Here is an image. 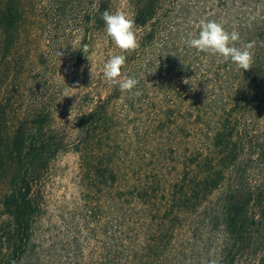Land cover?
Segmentation results:
<instances>
[{"label": "trees", "instance_id": "obj_1", "mask_svg": "<svg viewBox=\"0 0 264 264\" xmlns=\"http://www.w3.org/2000/svg\"><path fill=\"white\" fill-rule=\"evenodd\" d=\"M45 1L0 0V211L5 217L0 264H49L58 259L49 252L47 261L37 245L35 219L41 206L34 192L51 161L69 151L79 156L85 212L92 215L98 198L105 201L103 189L109 196L110 222L102 224L105 237L96 264H264V174L253 185L242 183L253 157L264 161V116L259 118L264 113V0H126L140 47L130 53L119 49L126 56L122 76L137 78L140 83L133 91L142 94L137 97L111 86L108 104L93 99L91 107L77 114L70 140L66 130L53 123L56 115L49 108L28 114L13 111L19 100L9 97V75H18L17 54L32 31L41 30L40 22L51 20L49 34L55 39L68 25L82 34L75 52L77 66L86 59L80 49L88 45L90 53L95 36L114 50V42L103 36L101 19L105 10L113 11L114 0H49L43 14ZM201 20L237 31V47L256 41L253 68L243 71L222 57L187 47L186 40L198 35ZM120 100L131 114L142 106L154 111L160 120L156 116L147 129L154 127L157 134L169 129L195 134L189 135L188 147L173 137L166 139L165 148L152 149L162 150L157 157L165 161L174 157L170 180L153 174L147 183L132 182L120 193L107 182L109 175L114 182L112 156L117 154L110 140V105ZM176 112L184 117L171 122ZM138 140L158 146L151 137ZM131 201L162 218L145 220L129 213L126 204ZM198 212L196 220L189 218ZM182 220L190 221L188 232L176 241L174 223ZM70 249L79 264V242Z\"/></svg>", "mask_w": 264, "mask_h": 264}, {"label": "rangeland", "instance_id": "obj_2", "mask_svg": "<svg viewBox=\"0 0 264 264\" xmlns=\"http://www.w3.org/2000/svg\"><path fill=\"white\" fill-rule=\"evenodd\" d=\"M46 3V4H45ZM49 0L45 1L41 6L43 14L48 11ZM112 12L122 11L126 14V0H114L112 4ZM70 12L74 15L76 9L73 6ZM127 15V14H126ZM74 17V16H73ZM50 21L40 22V31H32L31 40L23 44L21 50L17 54L21 63L15 73L10 76L8 81L9 97H15L19 100L13 103V111L28 114L30 110L41 108H49L52 110L56 118L54 124L56 127L64 128L65 135L68 140L72 138L74 130L72 128L73 120L77 114L83 109L91 107L93 99L98 104H108L107 99L110 94V85L103 75V65L112 56L119 55V48H107L100 40L96 38V46L85 54V60L80 65H76L75 52L77 42L82 38L80 32L74 31V27L68 25L65 32L56 36L49 34ZM76 24V22L74 23ZM103 36H107L103 32ZM137 36V34H136ZM53 42V44L50 42ZM55 41L59 44L54 45ZM68 42L69 45H66ZM59 52L63 53L61 56ZM89 60H88V58ZM22 65V66H21ZM13 69V67L11 66ZM140 68V65L136 66ZM14 72V71H13ZM12 81V82H11ZM7 86V85H6ZM21 89V93H15ZM154 97L153 95H148ZM13 100V99H12ZM146 99L142 102L146 104ZM163 101L172 102L171 99L161 98ZM14 102V100H13ZM111 115L109 119L114 129L111 132L114 142V149L117 154L112 156V169L115 172L114 182L108 181L112 189L120 193L121 188L125 189L127 184L132 182L147 183L155 174L161 180H170L167 174L172 175L175 167L174 157L165 161L164 158H158V152L153 151L156 148H165V142L176 137L177 141L183 146L188 147L187 140L193 135L187 130L172 129L160 130L156 133V128H148L154 120H160V117L146 109L144 106L138 107L135 114L126 112L124 102L114 101L110 105ZM157 116V117H156ZM264 113L259 117L263 118ZM184 114L176 112L170 119L171 122H179L183 119ZM254 128L253 126H250ZM171 134L170 137L167 136ZM151 137L157 145L141 144L139 137ZM72 141V140H71ZM113 148V147H112ZM114 149H112L114 151ZM151 158V159H150ZM229 170H232L229 168ZM158 172V174H157ZM264 174V161L253 157V166L249 171L243 174V185H253L260 182V177ZM36 199L38 200L41 210L35 219V235L38 239V247L44 252L45 259L49 261V252L53 257L58 258L49 264H76L73 260L74 249H70L71 244L78 241L81 251L77 254L80 256L79 264H87L92 262L99 263L101 254V244L104 241V229L102 224L110 222L108 219V210L110 206L109 196L104 194L105 201L98 202L92 208L95 210L92 215L85 212L84 196L85 192L81 190L83 184V174L79 156L69 151L61 154L51 161L48 169L45 170L36 183ZM109 190V189H108ZM165 191L161 188L160 191ZM222 187L218 189L221 191ZM159 199L161 196L158 194ZM92 198L97 199V196ZM97 201V200H95ZM126 204V209L132 214H141V218L159 219L149 210H143L139 205ZM202 210V209H200ZM97 214V217L95 216ZM200 212L189 214L191 220H196ZM174 216H170L172 221ZM5 217L1 216L0 211V228ZM157 222V221H156ZM176 233L173 238L177 241L186 236L188 232V224L190 221L182 223H174ZM76 255V254H75ZM44 259V260H45Z\"/></svg>", "mask_w": 264, "mask_h": 264}, {"label": "clouds", "instance_id": "obj_3", "mask_svg": "<svg viewBox=\"0 0 264 264\" xmlns=\"http://www.w3.org/2000/svg\"><path fill=\"white\" fill-rule=\"evenodd\" d=\"M101 19L105 25L106 35L122 53L134 52L140 47L133 18L122 11L105 10L101 13ZM239 40V33L227 31L222 23L214 20H201L198 35L188 38L186 46L200 53L222 57L224 62L230 61L243 71L250 70L254 64L256 41L249 42L243 47H237L236 43ZM261 44L264 45V42ZM80 50L82 53H87L88 45H83ZM62 54L59 52L60 56ZM125 64L124 54L112 55L103 65V75L110 85L118 87L122 93L127 92L138 97L142 93L139 90H133L137 89L140 81L135 77L122 76V68ZM184 83L188 84L187 79ZM212 264H217V262L213 261Z\"/></svg>", "mask_w": 264, "mask_h": 264}]
</instances>
